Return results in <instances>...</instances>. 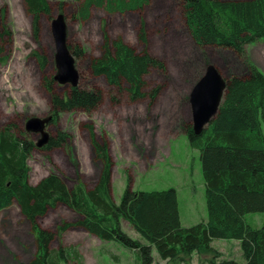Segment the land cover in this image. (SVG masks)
<instances>
[{
	"label": "rangeland",
	"instance_id": "rangeland-1",
	"mask_svg": "<svg viewBox=\"0 0 264 264\" xmlns=\"http://www.w3.org/2000/svg\"><path fill=\"white\" fill-rule=\"evenodd\" d=\"M52 15L42 16L35 27L24 0H0L5 7V22L12 42L0 59V128L16 124L26 130L30 118L52 117L47 132L67 134L66 142L36 149L29 161L30 182L37 185L51 173L59 175L74 188L84 184L93 188L99 180L102 164L96 158L89 126L96 141L108 147L112 161L111 193L120 203L128 187L133 191L175 189L183 227L207 221L205 183L200 153L186 136V125L193 127L190 95L207 65H215L226 75L247 71V65L264 74V38L246 47L244 59L228 48L199 47L190 36L180 0H146L141 9L124 14H109L93 8L91 18H74L78 0H48ZM66 17L67 45L85 52L76 59L81 87L99 90L102 102L92 112L81 110L54 114L51 93L45 81L56 77V48L52 21ZM122 39L138 53L148 51L164 63L163 70H152L144 77L143 97L131 99L126 86L111 87L105 79H94L86 72V63L102 55L106 40ZM69 48V47H68ZM81 73V74H80ZM56 82V81H55ZM72 86L56 82L54 94L65 97ZM264 132V125H263ZM37 144L42 137L29 133ZM78 216L65 206L49 210L40 225L56 233L64 223ZM247 224L259 229L264 213L245 216ZM124 231L140 239L128 223ZM141 240V239H140ZM217 252L193 254L175 263L153 256L156 264H245L240 242L215 240ZM75 247L82 264H142L138 252L119 242H101L81 228H71L53 241L51 250ZM36 251L30 225L14 204L0 214V264H28ZM64 264H78L75 260Z\"/></svg>",
	"mask_w": 264,
	"mask_h": 264
},
{
	"label": "trees",
	"instance_id": "trees-1",
	"mask_svg": "<svg viewBox=\"0 0 264 264\" xmlns=\"http://www.w3.org/2000/svg\"><path fill=\"white\" fill-rule=\"evenodd\" d=\"M180 1L190 36L199 47L228 48L244 59L246 47L264 38V0ZM24 3L35 27L42 16L52 15L48 0ZM145 4L146 0H78L74 18L86 22L93 8L124 14ZM11 39L5 7H1L0 59ZM68 47L76 59L86 55L76 47ZM246 65L247 71L240 74L226 75L217 68L228 83L218 114L199 135L192 126L184 128L190 146L200 153L208 212L207 221L191 227L182 226L178 195L173 188L144 192L128 187L120 203H116L110 188L112 161L108 147L96 141L92 126V146L102 168L91 189L84 184L69 188L55 173L33 186L29 161L37 143L16 124L1 127L0 214L16 204L29 223L36 251L28 264H64L72 259L82 264L75 247L50 249L57 236L74 227L101 242H119L138 252L142 264H156L154 251L160 260L170 263L193 254H217L212 246L215 240L239 241L245 264H264V224L254 229L245 220L247 214L264 213V74ZM85 67L91 77L103 78L111 87L126 86L133 101L144 96V77L152 70L165 68L148 51L138 53L122 39H107L102 55L89 59ZM55 84V77L45 81L55 115L77 110L92 112L102 102L99 90L79 84L62 97L54 94ZM57 134L58 139L51 138L45 149L66 142L67 134ZM60 205L73 211L77 221L62 223L56 233L44 229L39 220ZM125 222L141 240L124 231Z\"/></svg>",
	"mask_w": 264,
	"mask_h": 264
},
{
	"label": "water",
	"instance_id": "water-1",
	"mask_svg": "<svg viewBox=\"0 0 264 264\" xmlns=\"http://www.w3.org/2000/svg\"><path fill=\"white\" fill-rule=\"evenodd\" d=\"M52 34L56 48L57 76L55 81L61 85L77 87L79 83V72L75 66V58L69 51L67 45L66 17L58 15L51 25ZM228 83L219 73L215 65H207L202 77L192 89L190 104L193 116V130L199 135L215 119L220 105L227 91ZM53 118H30L26 123V131L31 134H38L42 137L37 144L42 148L50 141L51 136L47 132L48 125Z\"/></svg>",
	"mask_w": 264,
	"mask_h": 264
},
{
	"label": "flooded vegetation",
	"instance_id": "flooded-vegetation-1",
	"mask_svg": "<svg viewBox=\"0 0 264 264\" xmlns=\"http://www.w3.org/2000/svg\"><path fill=\"white\" fill-rule=\"evenodd\" d=\"M51 139V138H50Z\"/></svg>",
	"mask_w": 264,
	"mask_h": 264
}]
</instances>
